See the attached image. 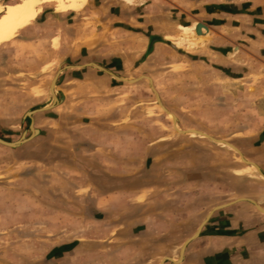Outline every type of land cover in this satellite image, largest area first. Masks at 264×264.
I'll return each instance as SVG.
<instances>
[{"label":"rangeland","instance_id":"rangeland-1","mask_svg":"<svg viewBox=\"0 0 264 264\" xmlns=\"http://www.w3.org/2000/svg\"><path fill=\"white\" fill-rule=\"evenodd\" d=\"M66 1L73 2L61 0L62 5H49L55 1L44 0L39 12V0H0V138L10 143L22 137L29 138L15 149L0 144V264L3 256L5 264H18L19 256H32L35 246L41 247L47 256L51 253L49 247H54L55 242L61 243L63 239L74 237V231L80 226H92L101 215L95 210L99 199L97 195L113 190L111 173L115 164L108 161L114 156L121 157L125 162L122 161V167L127 170L138 166L139 171H150L154 158L168 152V145L175 146L170 148L171 152L181 145V154L188 156L195 153L201 155L203 161L211 159L213 170L217 169V176L207 186L203 184L201 187V200L204 202L205 198H209L205 204L207 208L224 205L231 199L236 203L245 201L242 199L256 201L248 193H259L258 189L264 191L260 185L263 180L257 172L254 175H239L247 166L239 152L249 160L245 150L250 143L242 130L259 126L258 100L249 91L253 93L258 87L264 89V74L259 76L254 73L256 76L247 80L251 83L239 81L230 84L228 80L219 79L214 72L213 76H205V81L210 79L211 84L201 82L199 76L203 75L204 68L197 67L188 59L184 63L175 62L173 57L165 56L167 50H158V55L166 57L167 61L161 65L164 60L155 59L153 64L159 67L152 75L131 67L118 75L115 66L122 62L119 63L118 58H109L105 62L107 72L123 78L113 77L110 86H119L121 90L108 94L95 93L88 99L77 100V94H72L73 90L70 92L68 87L73 86L70 78L80 76L82 68L71 66H76L74 64L80 63L82 57L86 56L83 52L86 46L102 41L103 35L96 36L102 11L98 12L99 2L95 5L88 0L81 10L58 12L60 5L61 11L66 10L67 5L71 7L72 4L67 2L66 5ZM159 1L150 0L149 4L160 5ZM156 9L161 8L153 6L147 13L155 15L159 12ZM110 25L107 31L111 30ZM105 33L111 39L118 38ZM93 74L107 75L100 71ZM55 79L56 96L65 105L43 110L53 102L51 84ZM133 79L138 81L131 83L129 80ZM149 79H152L155 91ZM229 85L233 93L229 91ZM241 86L247 90L242 92ZM168 94H171L172 101L168 100ZM162 105L171 113L168 114ZM30 111L34 112L26 117ZM172 115L177 117L178 123H175ZM86 125H90L89 128H82ZM34 129L41 130V133L35 135ZM87 129L91 130L87 137L99 141L113 140L119 146L103 147L91 153V157L104 156L107 164L99 174L95 168L89 167L82 180L73 165L62 161L66 155L74 157L73 152L80 148L58 149L62 155L56 156L55 149L50 148V140L77 139L82 132L87 133ZM192 129L216 140L229 142L235 148L232 150L199 133H184ZM67 150L70 151L69 155ZM129 158L136 159V164L128 163ZM232 170L233 180L230 177ZM66 173H69V178H75L67 181L60 179ZM50 177L56 178L53 182L58 185H85L95 195L82 200L80 188L76 189L78 197L63 196L57 202L50 195ZM97 177L105 185L100 193L93 187L95 182H100L96 180ZM68 189L70 194L75 191L74 188ZM187 195L191 196L189 193ZM210 197H213L212 200ZM87 199H90L89 211L84 212V220H81L83 213L80 209L86 206L84 202ZM74 204H77L75 209H64ZM57 207L62 210L57 211ZM106 215L109 217L100 228L113 231L115 217L112 212H106ZM100 228L93 226L91 232L97 234ZM34 236L41 237L36 239V244Z\"/></svg>","mask_w":264,"mask_h":264},{"label":"crops","instance_id":"crops-1","mask_svg":"<svg viewBox=\"0 0 264 264\" xmlns=\"http://www.w3.org/2000/svg\"><path fill=\"white\" fill-rule=\"evenodd\" d=\"M54 1L49 5L61 4V0ZM72 1L65 2L72 5L68 7L66 4L67 9L64 11H61V4L58 12L78 11L88 2ZM90 1L95 5L100 3L98 12L102 11V19L99 20L101 24L97 25L96 36H103L100 43L95 41L85 47L86 51L83 52L86 56L81 60L83 63H72L76 65L71 66L72 68H82L80 76L70 78L69 82L73 83V86L68 87L70 92L73 90L72 94H77V100L88 99L95 93L108 94L121 90V87L113 88L110 84L113 77L122 80L123 78L117 77L115 73L121 75L127 67L136 68V71H144L149 75L155 74L156 67L159 66L153 62L164 60L161 61L162 65V62L167 61V56L173 57L178 63H184V60L188 59L193 61L194 65L197 64V67L204 68L203 75L199 76L201 82H212L210 79L205 81V76H213L214 72L219 75V79L228 80L230 84L239 81L244 84L256 75L264 74V0H160V5L149 4L150 0ZM38 4L37 11L40 12V5H44V0H39ZM153 6L161 9H156L159 11L157 14L149 15L147 12ZM199 23L206 26L207 35H197L196 27ZM109 24L111 30L107 31ZM105 32L120 39H111ZM152 39H156L153 44ZM165 47L167 49H164ZM158 50H167L166 57L159 56ZM79 57L74 58L78 60ZM109 58H118L119 63L122 62L115 66V73L106 70L105 62ZM99 71L107 75L93 74ZM133 80L135 83L138 81ZM228 89L230 91V85ZM246 90L243 86L242 92ZM249 94L259 103L256 106L259 126L242 130L243 136L250 143L245 150L250 161L240 153V158L244 162L247 161V166L239 175H254L257 172L263 180L260 185L264 187V102L260 103L264 101V89L258 87L253 93L249 91ZM167 98L172 101L171 94H168ZM58 100L55 107L62 108L65 102H61L59 98ZM172 117L176 119L175 116ZM191 131L196 133L193 129ZM39 132L41 133V130ZM190 132L184 133L192 134ZM90 133L91 130L87 129V133L82 132L81 138L79 136L67 141L50 140V148L55 149L56 156L62 155L58 149L80 148L73 152L74 157L69 158L66 155L62 161L73 165L77 176L82 180L85 179V170L89 167L95 168L99 174L107 164L104 156L91 157V153L103 147L119 146L113 140L99 141L94 137L91 139L87 137ZM209 139L216 140L212 137ZM215 142L223 143V146L232 150L235 148L229 142ZM171 147L175 146L168 145V152L154 158L150 171H139L138 166L127 170L122 167L121 157L110 158L108 162L114 161L115 164L111 173L112 192L100 193L105 185L99 177L96 180L100 182L93 184L100 193L97 195L99 199L95 210L101 215L93 222L95 225L78 227L79 229L74 231V237L63 239L61 243L55 242L54 247H49L51 253L47 256L41 247L35 246L32 256H19L21 258L18 264H77L81 261L82 264H264V191L258 189L259 193H248V196L256 200L259 209L249 201L235 203L233 199L225 202L226 206L221 209L216 210L217 205L209 209L205 206L209 198H205L203 202L200 191L203 184L207 186L211 179L217 176V169L213 170L211 159L203 161L202 156L195 153L188 156L181 154V145H178V150L175 151L177 153L171 152ZM66 153L69 155L70 151L67 150ZM51 155L54 156L53 151ZM127 162L136 164L137 160L129 158ZM53 169L52 166L51 170ZM66 174L60 179L67 181L75 178H69V173ZM57 175L58 172L56 178ZM233 176L232 170V180ZM56 178L50 177L49 186L50 195L57 202L59 198L63 199V196L78 197L76 189L80 188L79 191L83 192L82 200L95 195L94 191L90 192L85 185L54 184ZM226 180L228 185V176ZM68 187L74 188V193L70 194ZM210 198L212 200L213 197ZM84 204L86 206L82 210L79 208L83 213L81 220H84V212L89 211L90 199ZM76 205L64 209L71 211ZM56 210L61 211L62 208L57 207ZM106 212H112L115 217L112 223L113 231L105 227L100 228L109 217ZM93 226L100 228L97 234L91 232ZM197 232L198 237L187 244L181 257L183 245ZM34 237L36 244V239L41 237ZM4 259L3 256L1 264H5Z\"/></svg>","mask_w":264,"mask_h":264},{"label":"water","instance_id":"water-1","mask_svg":"<svg viewBox=\"0 0 264 264\" xmlns=\"http://www.w3.org/2000/svg\"><path fill=\"white\" fill-rule=\"evenodd\" d=\"M196 33H197V35L199 36V37H202V36H205V35H207V33H208V29L206 28V26L203 24V23H199L198 24V26L196 27ZM156 41V39H152V41H151V44H153V42H155ZM160 41H162L161 39H160ZM203 42V40H201V43ZM152 46V45H151ZM151 48V47H150ZM150 80V82H151V84H152V87H153V81H152V79H149ZM56 81H57V79H55L53 82H52V84H51V91H52V93H53V102L51 103V108H53V107H55V105L59 102V100H58V98H57V96H56V93H55V87H56ZM153 89H154V91H155V88L153 87ZM240 89H243V87L241 86L240 87ZM230 91L233 93V90L230 88ZM157 94V93H156ZM157 97H158V99H159V95L157 94ZM159 102H161L160 101V99H159ZM262 102H264L263 100L260 102V103H262ZM259 104V103H258ZM34 111H30V112H28L27 113V115H26V117H30L31 116V114L33 113ZM175 118H177L176 116H175ZM175 121L178 123V119H175ZM36 131H38L39 132V130H36ZM199 133H200V131H198ZM21 141H24V142H22L21 144H20V142ZM214 141V140H213ZM216 141V140H215ZM27 142V139L25 138V137H22L19 141H17V142H14V143H10V142H7V141H5L4 139H2V138H0V144H2V145H5V146H7V147H10V148H12V149H15V148H17V147H20L22 144H24V143H26ZM263 176H264V174H262ZM242 200H245V201H249V202H251L252 204H254L258 209H259V205L257 204V202L256 201H253V200H250V199H242ZM236 203V202H235ZM224 206H226V205H221V206H218L217 208H216V210L217 209H221V208H223ZM198 235H199V232H197L191 239H189L184 245H183V248H182V250H181V257H182V253H183V251H184V249H185V247L187 246V244L192 240V239H195L196 237H198Z\"/></svg>","mask_w":264,"mask_h":264},{"label":"bare ground","instance_id":"bare-ground-1","mask_svg":"<svg viewBox=\"0 0 264 264\" xmlns=\"http://www.w3.org/2000/svg\"><path fill=\"white\" fill-rule=\"evenodd\" d=\"M129 81H131V83H135V81H132V80H129ZM162 107H163V105H162ZM47 109H49L48 107H45L43 110H47ZM163 109H164V107H163ZM165 110V109H164ZM166 111V110H165ZM168 114H169V112L168 111H166ZM171 115V114H170ZM175 123H176V121H175ZM33 129V128H32ZM178 130L180 131V132H182L181 131V129H179L178 128ZM34 131V134L35 135H37L36 133L38 132V131H36L35 129L33 130ZM193 131H191L190 133H192ZM194 132H196V133H199L198 131H194ZM199 135H204L203 133H199ZM29 139V138H28ZM27 139V140H28ZM22 142H24V141H21L20 142V144L22 143ZM239 153H241V152H239ZM245 162L247 163V161L245 160ZM174 261H176V262H178L177 260H174Z\"/></svg>","mask_w":264,"mask_h":264}]
</instances>
